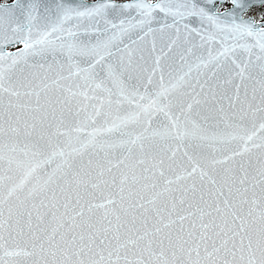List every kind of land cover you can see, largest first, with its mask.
<instances>
[{"label":"water","instance_id":"water-1","mask_svg":"<svg viewBox=\"0 0 264 264\" xmlns=\"http://www.w3.org/2000/svg\"><path fill=\"white\" fill-rule=\"evenodd\" d=\"M261 6L0 3V264H264Z\"/></svg>","mask_w":264,"mask_h":264},{"label":"rangeland","instance_id":"rangeland-1","mask_svg":"<svg viewBox=\"0 0 264 264\" xmlns=\"http://www.w3.org/2000/svg\"><path fill=\"white\" fill-rule=\"evenodd\" d=\"M8 1H10V0H0V2H8ZM87 1H96V0H87ZM113 1L124 2V1H130V0H113ZM149 1L155 2L156 0H149ZM229 6H230L229 3L226 5H223V6H221L220 10H226ZM259 9H261V8L256 7V8L249 10L245 14V17H254V18H256L257 21H261L263 19V17L259 16V13H258Z\"/></svg>","mask_w":264,"mask_h":264},{"label":"trees","instance_id":"trees-1","mask_svg":"<svg viewBox=\"0 0 264 264\" xmlns=\"http://www.w3.org/2000/svg\"><path fill=\"white\" fill-rule=\"evenodd\" d=\"M258 13H259V16H262L264 14V9H259Z\"/></svg>","mask_w":264,"mask_h":264},{"label":"flooded vegetation","instance_id":"flooded-vegetation-1","mask_svg":"<svg viewBox=\"0 0 264 264\" xmlns=\"http://www.w3.org/2000/svg\"><path fill=\"white\" fill-rule=\"evenodd\" d=\"M11 2V0L10 1H8V2H0V3H10Z\"/></svg>","mask_w":264,"mask_h":264}]
</instances>
